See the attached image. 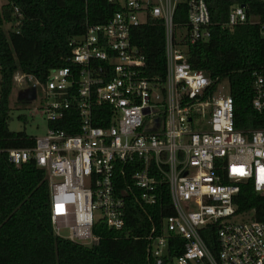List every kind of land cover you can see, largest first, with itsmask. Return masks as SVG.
Returning <instances> with one entry per match:
<instances>
[{
	"label": "built area",
	"instance_id": "obj_1",
	"mask_svg": "<svg viewBox=\"0 0 264 264\" xmlns=\"http://www.w3.org/2000/svg\"><path fill=\"white\" fill-rule=\"evenodd\" d=\"M106 1L118 10L68 40L65 66L51 68L42 83L14 73L23 90L31 81L33 100L40 89L47 129L28 136L31 146L0 148V160L5 153L14 167L31 163L45 171L53 231L59 235L62 227L72 242L96 244L95 224L123 229L129 196L153 206L165 184L173 213L144 237L151 264H264V222L238 214L233 202L247 181L264 194V130L236 129L229 87L188 62L189 45L211 37L207 1ZM179 4L185 20L176 22ZM5 7L11 20L3 26L18 33L23 13L7 0L0 19ZM149 19L164 26L163 77L147 74L145 56L132 42L133 29ZM243 24H257L264 39V21L231 4L221 28ZM252 87L251 106L261 112L264 67L252 72ZM65 121L77 131L57 127ZM171 251L179 253L171 257Z\"/></svg>",
	"mask_w": 264,
	"mask_h": 264
},
{
	"label": "trees",
	"instance_id": "obj_2",
	"mask_svg": "<svg viewBox=\"0 0 264 264\" xmlns=\"http://www.w3.org/2000/svg\"><path fill=\"white\" fill-rule=\"evenodd\" d=\"M212 26L207 41L190 44L188 62L204 71L213 83L226 80L234 103V126L244 134L264 130V110L251 106L252 72L264 67V39L257 24L222 29L231 4H243L247 14L264 21V0H206ZM23 13L18 33L4 30L10 21L8 9L0 19V148L9 149L33 144L23 132L8 129L10 95L16 71L44 82L48 71L67 64L68 40L81 35L87 25L105 23L118 10L106 0H10ZM185 20V7L179 4L175 21ZM132 42L144 54L147 74L165 75L164 26L160 19H149L132 31ZM20 103H27L19 100ZM21 118V117H19ZM58 128L77 131L73 124L61 122ZM128 165L124 167V170ZM117 188L123 178L117 172ZM153 206L141 205L133 196L126 204L124 228L110 230L95 224L98 242L85 246L53 231L50 220V190L45 171L28 163L14 167L6 154L0 160V264H151L145 236L161 218L173 213L167 187L160 186ZM236 212L264 222V194L254 192L251 182L240 183L233 201ZM215 228H210V246ZM179 253V252H178ZM177 252L171 251L170 256Z\"/></svg>",
	"mask_w": 264,
	"mask_h": 264
},
{
	"label": "rangeland",
	"instance_id": "obj_3",
	"mask_svg": "<svg viewBox=\"0 0 264 264\" xmlns=\"http://www.w3.org/2000/svg\"><path fill=\"white\" fill-rule=\"evenodd\" d=\"M7 0H0V6L6 3ZM9 26H5L4 30H7ZM35 79L34 77L32 78ZM31 81L26 80L25 89L30 85ZM224 87H228L226 80L221 82ZM22 88H19L14 82L12 84V89L8 97V106H9V121L8 129L13 132H23L28 136H41L46 133L47 123L41 109H39L38 101L41 97L40 89L37 87V98L33 101L27 103H20L18 98V93ZM23 90V89H22ZM21 117V118H19ZM59 235L66 237L67 230L59 228Z\"/></svg>",
	"mask_w": 264,
	"mask_h": 264
},
{
	"label": "water",
	"instance_id": "obj_4",
	"mask_svg": "<svg viewBox=\"0 0 264 264\" xmlns=\"http://www.w3.org/2000/svg\"><path fill=\"white\" fill-rule=\"evenodd\" d=\"M242 6H243V4H242ZM34 97H35V88L34 87L21 90L18 93L19 100H23L26 102L32 101L34 99Z\"/></svg>",
	"mask_w": 264,
	"mask_h": 264
}]
</instances>
